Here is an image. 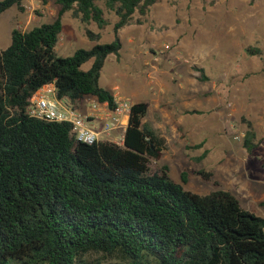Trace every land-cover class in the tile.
<instances>
[{"label": "trees", "instance_id": "trees-1", "mask_svg": "<svg viewBox=\"0 0 264 264\" xmlns=\"http://www.w3.org/2000/svg\"><path fill=\"white\" fill-rule=\"evenodd\" d=\"M24 1L0 0V15L22 10ZM39 1L59 6L55 19L12 29L0 51V264H264V217L228 191H186V172L181 184L167 167L150 172L165 141L143 123L145 102L131 105L121 145L78 142L70 124L27 115L29 98L50 84L74 109L93 97L112 110L115 97L100 86V71L120 54V30L141 24L157 0ZM104 10L116 18L111 42L55 55L64 13L94 42L99 33L87 26L105 28ZM246 127L242 145L252 154L256 134Z\"/></svg>", "mask_w": 264, "mask_h": 264}, {"label": "rangeland", "instance_id": "rangeland-1", "mask_svg": "<svg viewBox=\"0 0 264 264\" xmlns=\"http://www.w3.org/2000/svg\"><path fill=\"white\" fill-rule=\"evenodd\" d=\"M22 8L0 15V51L12 29L51 23L59 10L54 1L39 0H25ZM104 16L105 28L87 26L100 36L92 42L85 26L64 13L55 55L111 42L116 18L106 10ZM119 36L120 54L106 59L99 84L131 104L145 102L146 123L159 126L158 136L165 131L167 143L159 159L150 160V172L167 167L179 184L186 172V191L225 190L241 208L264 217V0H157L141 24L133 22ZM92 100L84 99L80 114ZM154 106L160 110L153 112ZM246 122L256 134L252 154L242 145Z\"/></svg>", "mask_w": 264, "mask_h": 264}, {"label": "built area", "instance_id": "built-area-1", "mask_svg": "<svg viewBox=\"0 0 264 264\" xmlns=\"http://www.w3.org/2000/svg\"><path fill=\"white\" fill-rule=\"evenodd\" d=\"M28 103L26 112L29 117L55 123H68L74 138L89 145L101 140L121 145L132 105L127 99L115 97V106L110 110L107 103L94 101L88 113L82 115L65 100L56 98L52 84L34 92ZM92 121L101 122L99 130L92 125ZM120 129L123 131L121 136L111 139V132Z\"/></svg>", "mask_w": 264, "mask_h": 264}, {"label": "crops", "instance_id": "crops-1", "mask_svg": "<svg viewBox=\"0 0 264 264\" xmlns=\"http://www.w3.org/2000/svg\"><path fill=\"white\" fill-rule=\"evenodd\" d=\"M6 12V11H5ZM12 31V30H11ZM10 33L11 32H9V35H10ZM112 90H114V88L113 89H111V91ZM115 95V94H114ZM115 97V96H114ZM93 98V97H92ZM85 99V98H84ZM84 99L81 101V103H79L78 104V107L79 108H77L78 110L81 108V105H82V102L84 101ZM94 101H96V99H94L93 98V100L91 101V103H90V106L88 107V109L86 110V112L85 113H83V115H86L87 113H88V111H89V108L91 107V104H92V102H94ZM140 102H142V101H140ZM160 109H159V106H154V108H153V112H158ZM147 113H149V107L147 106ZM147 115V114H146ZM146 117V116H145ZM143 123H145L148 127H150V128H152L155 132H157L158 130H160V128H159V126L158 125H156L155 123L154 124H147L146 123V121H145V118L143 119ZM92 125L97 129V130H99L100 129V126H101V122H99V121H92ZM127 125V124H126ZM126 127V126H125ZM125 130V129H124ZM121 133H123V131H119V130H115V131H113V132H111V139L112 138H118V137H120V135H121ZM173 136V138H174V135H172ZM159 137L160 138H162L164 141H165V143H167L166 141L168 140V137L165 135V131H162L161 132V134H159ZM101 141H103V140H101Z\"/></svg>", "mask_w": 264, "mask_h": 264}]
</instances>
